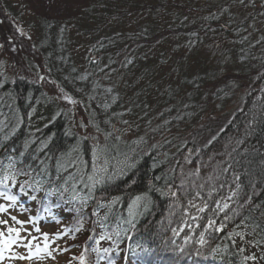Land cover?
<instances>
[{"label": "trees", "instance_id": "1", "mask_svg": "<svg viewBox=\"0 0 264 264\" xmlns=\"http://www.w3.org/2000/svg\"><path fill=\"white\" fill-rule=\"evenodd\" d=\"M211 1L215 10L196 15L194 27H215L190 47L221 30L222 42L235 45L229 56L254 73L229 116L203 133L180 138L172 130L195 106L198 85L170 84L161 58L129 45L145 33L136 30L135 39L117 28L113 0H87L85 29L46 17L36 24L44 69L82 109L85 131L37 78L0 62V206L17 208L36 231L51 227L44 245L68 250L56 264H264V0ZM232 2L242 16L230 11L222 22L215 11ZM71 25L90 36L81 64ZM211 98L229 97L216 90Z\"/></svg>", "mask_w": 264, "mask_h": 264}, {"label": "rangeland", "instance_id": "2", "mask_svg": "<svg viewBox=\"0 0 264 264\" xmlns=\"http://www.w3.org/2000/svg\"><path fill=\"white\" fill-rule=\"evenodd\" d=\"M113 2L121 11L122 21L117 24V28L120 25L119 29L124 34H129L135 39L140 37L135 35L136 30L145 33L142 41L135 43L131 39L129 43L131 47L146 49L151 54L148 56L150 59L161 58L163 61L160 68L171 79L170 84L178 82L188 84L187 80L193 79L191 82L198 85L201 95L196 98L195 106L190 107L185 116L181 115V121L184 122L176 126L171 125L172 130H180L177 137H188L218 128L221 121L229 116L230 110L237 106L239 96L246 90L248 83H251L249 81L254 70L250 64L248 67L243 66L235 56H229L233 55L235 45L228 40L222 42L221 39L226 40L228 37L223 35L221 30L217 32L216 40L208 33L206 36L212 37L213 41H202L199 45L190 47L197 36L205 34L204 29L210 25L203 24V30L200 31L194 27L193 18L198 14L208 17L212 10H215L211 7H216L217 4H213L211 0H113ZM86 4L87 0H0V62L11 74H25L37 78L53 101L72 109L74 125L79 131L87 129L81 128L84 113L51 80L44 69L43 59L35 48L34 41L37 38L36 24L41 17L75 23L83 29L91 27L90 22L88 26L89 20L85 21L84 15L80 13ZM229 6L228 9L215 11L217 18L222 17V22L226 20L230 11L237 19L242 16L241 8L236 6L235 2ZM112 26L116 28V22ZM210 27L212 29L215 26ZM71 31L75 33L77 40L72 47L75 59L81 64L88 50L87 37L90 36L83 35L74 25H71ZM134 71L135 69H132L124 80L130 81ZM216 90L229 98H225V102L222 103L213 101L211 97ZM206 95L208 99L205 98ZM47 106L48 102L39 101L34 116L42 118L39 120L45 119ZM127 129L129 133L134 130L129 125ZM2 213L0 222L7 223H0V233L3 234L0 235V240L4 245L0 264H56L58 259L65 260V253L68 254V250H59V246H55L52 241L48 246L44 245L42 233L49 232L50 226L44 227L42 231H36L26 221L25 215L15 207L7 208ZM13 217L16 219L13 220ZM21 221L23 223H20ZM9 228L14 231L9 232ZM69 260L67 262H70Z\"/></svg>", "mask_w": 264, "mask_h": 264}, {"label": "snow or ice", "instance_id": "3", "mask_svg": "<svg viewBox=\"0 0 264 264\" xmlns=\"http://www.w3.org/2000/svg\"><path fill=\"white\" fill-rule=\"evenodd\" d=\"M105 163H107V161H105ZM100 170H101V171H105V172L108 171L107 168H101ZM89 178L91 179V177H89ZM110 178H111V177H110ZM234 194H235V193H234ZM10 199H13V200H14L15 197H10ZM136 199H137V201H139V200H140V197H137ZM224 207L227 208L228 205L225 204ZM221 210H223V209H221ZM0 211H6V209H4L2 206H0ZM200 211H203V209H200ZM12 219L15 220L16 218L13 217ZM0 223H7V222H6V221H3V222H0ZM20 223H23V222L21 221ZM213 223H214L213 221H209V225H208V226L211 227V226L213 225ZM217 230L219 231L220 229H217ZM8 231H9V232H12V231H14V230L11 229V228H9ZM0 235H3V234L0 233ZM45 235H47V234H45ZM201 243H203V240H201ZM0 258H2V257H0ZM20 258H21V259H24L25 257H20ZM29 258H30V257H29ZM81 260L83 261V257H81Z\"/></svg>", "mask_w": 264, "mask_h": 264}]
</instances>
